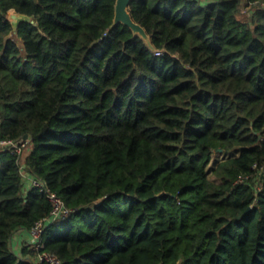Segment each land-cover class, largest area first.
<instances>
[{"label":"trees","instance_id":"1","mask_svg":"<svg viewBox=\"0 0 264 264\" xmlns=\"http://www.w3.org/2000/svg\"><path fill=\"white\" fill-rule=\"evenodd\" d=\"M116 2L0 0V138L29 135L25 171L73 210L45 250L264 264V0H132L152 45L113 26ZM21 163L0 152V264H36L12 242L52 211Z\"/></svg>","mask_w":264,"mask_h":264},{"label":"built area","instance_id":"2","mask_svg":"<svg viewBox=\"0 0 264 264\" xmlns=\"http://www.w3.org/2000/svg\"><path fill=\"white\" fill-rule=\"evenodd\" d=\"M32 145V138H22L20 140H11L0 138V152H9L14 156H19L22 160V175L24 182L28 183L31 187L39 189L40 192L47 195L52 204V211L48 217L39 220L29 231L31 237L30 247L37 254L36 264H63L61 258L49 251L45 250L44 236L48 228L56 221L68 218L73 210L69 209L64 201L46 184L33 176L28 175L25 171V158L28 155Z\"/></svg>","mask_w":264,"mask_h":264},{"label":"water","instance_id":"3","mask_svg":"<svg viewBox=\"0 0 264 264\" xmlns=\"http://www.w3.org/2000/svg\"><path fill=\"white\" fill-rule=\"evenodd\" d=\"M132 0H117L114 18V27L123 24L129 27L135 35L141 36L148 44L152 45L151 37L148 35L144 27L138 24L132 17L130 12V5ZM10 21L15 30L18 29L19 25L23 22L30 21V17L25 14L11 12ZM26 135L25 138H28Z\"/></svg>","mask_w":264,"mask_h":264},{"label":"crops","instance_id":"4","mask_svg":"<svg viewBox=\"0 0 264 264\" xmlns=\"http://www.w3.org/2000/svg\"><path fill=\"white\" fill-rule=\"evenodd\" d=\"M28 188H31V186L28 183H25ZM31 242V237L27 231H21L16 235L12 242V247L14 249V252L18 255L22 254L23 249L26 246H29Z\"/></svg>","mask_w":264,"mask_h":264},{"label":"rangeland","instance_id":"5","mask_svg":"<svg viewBox=\"0 0 264 264\" xmlns=\"http://www.w3.org/2000/svg\"><path fill=\"white\" fill-rule=\"evenodd\" d=\"M249 10H250L249 7H244V8L242 9V16H243V18L247 19V16H248V14H249V13H248ZM11 37H14V36H11ZM14 38H16V37H14ZM227 157H228V156L225 155V154H223V153H217V154H215V155L213 156L212 161H211L210 165H209L208 168H207L208 174H209L211 177H213V176H212V173H213L214 169L216 168L217 164L220 163L221 161L227 159Z\"/></svg>","mask_w":264,"mask_h":264}]
</instances>
